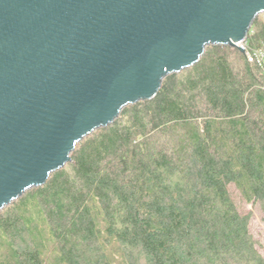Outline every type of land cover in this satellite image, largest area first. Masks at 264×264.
<instances>
[{
	"label": "trees",
	"instance_id": "trees-1",
	"mask_svg": "<svg viewBox=\"0 0 264 264\" xmlns=\"http://www.w3.org/2000/svg\"><path fill=\"white\" fill-rule=\"evenodd\" d=\"M246 40L264 53L259 15ZM246 54L210 43L77 141L0 209V264H264L226 181L264 197V62Z\"/></svg>",
	"mask_w": 264,
	"mask_h": 264
},
{
	"label": "water",
	"instance_id": "water-1",
	"mask_svg": "<svg viewBox=\"0 0 264 264\" xmlns=\"http://www.w3.org/2000/svg\"><path fill=\"white\" fill-rule=\"evenodd\" d=\"M264 0H0V209L210 43L246 52Z\"/></svg>",
	"mask_w": 264,
	"mask_h": 264
},
{
	"label": "rangeland",
	"instance_id": "rangeland-1",
	"mask_svg": "<svg viewBox=\"0 0 264 264\" xmlns=\"http://www.w3.org/2000/svg\"><path fill=\"white\" fill-rule=\"evenodd\" d=\"M259 17L264 19V12L259 13ZM247 41H244L246 47ZM244 167L253 175V171L248 161L242 157ZM228 189L233 197V200L241 212V214H251L250 218V230L254 237L259 242V250L264 255V197L248 200L242 194L239 187L233 181V174H229L226 177Z\"/></svg>",
	"mask_w": 264,
	"mask_h": 264
},
{
	"label": "built area",
	"instance_id": "built-area-1",
	"mask_svg": "<svg viewBox=\"0 0 264 264\" xmlns=\"http://www.w3.org/2000/svg\"><path fill=\"white\" fill-rule=\"evenodd\" d=\"M245 41H247V40H245ZM242 44H244V42ZM246 53H247L246 55L250 61H253L256 59L260 62H264V53H262V51L260 52V50H256L254 53H251V52H247V50H246Z\"/></svg>",
	"mask_w": 264,
	"mask_h": 264
}]
</instances>
